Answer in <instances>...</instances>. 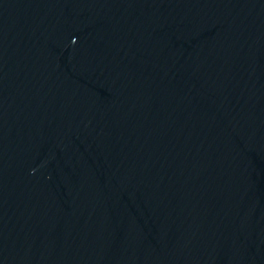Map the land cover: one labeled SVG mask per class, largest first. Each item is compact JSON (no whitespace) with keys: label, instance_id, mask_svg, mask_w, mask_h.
Listing matches in <instances>:
<instances>
[{"label":"water","instance_id":"1","mask_svg":"<svg viewBox=\"0 0 264 264\" xmlns=\"http://www.w3.org/2000/svg\"><path fill=\"white\" fill-rule=\"evenodd\" d=\"M0 264H264V0H0Z\"/></svg>","mask_w":264,"mask_h":264}]
</instances>
